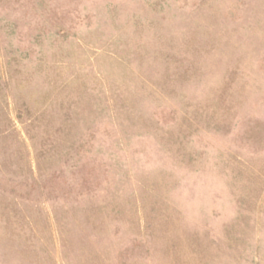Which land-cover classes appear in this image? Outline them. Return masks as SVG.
I'll return each mask as SVG.
<instances>
[{"label": "rangeland", "instance_id": "rangeland-1", "mask_svg": "<svg viewBox=\"0 0 264 264\" xmlns=\"http://www.w3.org/2000/svg\"><path fill=\"white\" fill-rule=\"evenodd\" d=\"M0 264H264V0H0Z\"/></svg>", "mask_w": 264, "mask_h": 264}]
</instances>
